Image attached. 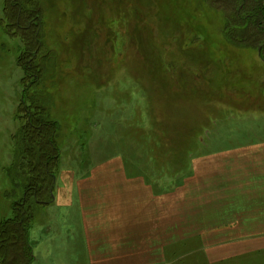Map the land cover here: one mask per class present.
Masks as SVG:
<instances>
[{"label":"rangeland","instance_id":"374dc122","mask_svg":"<svg viewBox=\"0 0 264 264\" xmlns=\"http://www.w3.org/2000/svg\"><path fill=\"white\" fill-rule=\"evenodd\" d=\"M39 3L45 43L40 54L50 55L41 60L46 77L38 88L52 96L51 115L61 125L56 175L67 170L81 175L117 159L127 174L148 176L160 191H176L191 178L203 191L206 216L216 219L214 231L245 226L241 221L252 212L222 220L220 211L234 207L226 196L241 189L240 178L264 173V59L261 49L227 40L224 3ZM4 6L0 0V222L13 216L21 196L7 193L13 189L8 169L24 117L23 92H37L24 79L20 35L5 31ZM51 220L56 219L49 206L37 210L32 241ZM237 235L263 237L264 228ZM203 244L195 237L177 246L178 255L187 256L174 264H264V248L212 262Z\"/></svg>","mask_w":264,"mask_h":264},{"label":"crops","instance_id":"0c3cea01","mask_svg":"<svg viewBox=\"0 0 264 264\" xmlns=\"http://www.w3.org/2000/svg\"><path fill=\"white\" fill-rule=\"evenodd\" d=\"M116 160L95 164L81 175L72 170L56 175L55 198L48 205L56 220L35 242L30 234L33 264H174L187 256L176 250L195 237L212 262L264 248V236L237 235L243 229L264 228L263 170L240 178L241 189L226 196L234 207L220 211L222 220L252 212L241 221L245 226L214 231L218 227H211L218 224L206 216L198 183L194 187L190 178L176 191H160L148 176L129 175Z\"/></svg>","mask_w":264,"mask_h":264},{"label":"trees","instance_id":"16d2710c","mask_svg":"<svg viewBox=\"0 0 264 264\" xmlns=\"http://www.w3.org/2000/svg\"><path fill=\"white\" fill-rule=\"evenodd\" d=\"M226 7V38L233 45L261 49L264 59V0H217ZM39 0H5V31L19 34L24 51L20 64L24 79L37 86L35 94L23 92L20 108L24 117L14 136L15 161L8 169L13 184L7 196L19 197L13 203V216L0 222V264H33L30 229L39 208L54 199L56 174L60 164V123L51 115L52 98L46 89L38 88L46 77L41 56L45 47ZM8 33V34H9ZM47 64V63H45ZM55 196V194H54Z\"/></svg>","mask_w":264,"mask_h":264},{"label":"water","instance_id":"95a60500","mask_svg":"<svg viewBox=\"0 0 264 264\" xmlns=\"http://www.w3.org/2000/svg\"><path fill=\"white\" fill-rule=\"evenodd\" d=\"M55 198L54 194H53V199Z\"/></svg>","mask_w":264,"mask_h":264}]
</instances>
